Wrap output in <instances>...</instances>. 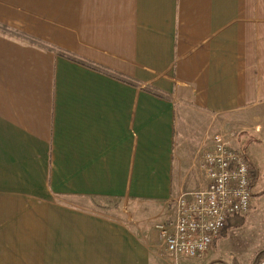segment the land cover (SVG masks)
<instances>
[{
  "label": "crops",
  "instance_id": "obj_1",
  "mask_svg": "<svg viewBox=\"0 0 264 264\" xmlns=\"http://www.w3.org/2000/svg\"><path fill=\"white\" fill-rule=\"evenodd\" d=\"M217 131L255 193L264 0H0V264H163L155 224ZM248 212L177 264L241 260Z\"/></svg>",
  "mask_w": 264,
  "mask_h": 264
},
{
  "label": "built area",
  "instance_id": "obj_2",
  "mask_svg": "<svg viewBox=\"0 0 264 264\" xmlns=\"http://www.w3.org/2000/svg\"><path fill=\"white\" fill-rule=\"evenodd\" d=\"M224 131L211 135L199 154L205 185L178 194L173 220L155 227L166 255L200 258L220 236L230 217L246 213L253 199V168L244 150Z\"/></svg>",
  "mask_w": 264,
  "mask_h": 264
},
{
  "label": "rangeland",
  "instance_id": "obj_3",
  "mask_svg": "<svg viewBox=\"0 0 264 264\" xmlns=\"http://www.w3.org/2000/svg\"><path fill=\"white\" fill-rule=\"evenodd\" d=\"M260 151L264 154L261 149ZM251 152V149H247V154ZM254 152L260 157H263V155H261V152H259L258 150ZM256 168L258 169L259 175L257 177V181H255L253 185V190L255 191V193H253V203L248 210L249 214H247V216H244L246 218L243 225L239 228H234L233 230H231L230 235L227 237L228 243L230 244L228 250H232L235 256H240V259L243 261H245L248 257L247 255H245V250L254 253V251L258 249L256 255H250V263L248 261L247 264H264V165L257 166ZM158 242V246L161 251L162 246L159 237ZM162 255L164 256L165 254ZM165 258L167 257H164L163 264H177L178 259L174 261L170 257H168L167 259ZM233 259L234 261L232 264H239L241 262V260L239 259Z\"/></svg>",
  "mask_w": 264,
  "mask_h": 264
},
{
  "label": "trees",
  "instance_id": "obj_4",
  "mask_svg": "<svg viewBox=\"0 0 264 264\" xmlns=\"http://www.w3.org/2000/svg\"><path fill=\"white\" fill-rule=\"evenodd\" d=\"M11 32H15V31H11ZM17 33V32H16ZM21 35V34H20ZM22 36V35H21ZM23 37H25V35H23ZM25 38H27V39H29L30 41H32L33 43H39V41H37V40H34L33 38H31V37H25ZM243 222V219H239L238 221H235V223H233V224H236L237 226L238 225H240L241 223ZM263 251H264V249H263Z\"/></svg>",
  "mask_w": 264,
  "mask_h": 264
}]
</instances>
